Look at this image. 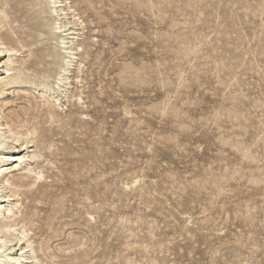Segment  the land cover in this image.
I'll list each match as a JSON object with an SVG mask.
<instances>
[{"label":"rangeland","instance_id":"rangeland-1","mask_svg":"<svg viewBox=\"0 0 264 264\" xmlns=\"http://www.w3.org/2000/svg\"><path fill=\"white\" fill-rule=\"evenodd\" d=\"M68 1L83 103L2 96L46 140L45 264H264V0Z\"/></svg>","mask_w":264,"mask_h":264},{"label":"bare ground","instance_id":"bare-ground-1","mask_svg":"<svg viewBox=\"0 0 264 264\" xmlns=\"http://www.w3.org/2000/svg\"><path fill=\"white\" fill-rule=\"evenodd\" d=\"M74 12L68 0H0V100L17 89L27 99L24 115L36 108L52 118L65 107L64 97L83 103L82 97L70 94L72 76L82 72V32L77 29L83 27L77 25L83 21ZM21 14L33 32L15 30L12 23H18ZM11 101L0 104V264H45L50 246L31 233L33 205L23 202L34 196L33 185L45 177L44 134H39L38 123L28 126L29 120L15 109L6 113Z\"/></svg>","mask_w":264,"mask_h":264}]
</instances>
